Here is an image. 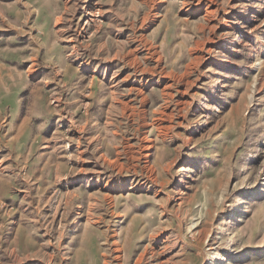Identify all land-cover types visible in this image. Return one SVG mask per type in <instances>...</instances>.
Wrapping results in <instances>:
<instances>
[{
  "label": "rangeland",
  "instance_id": "rangeland-1",
  "mask_svg": "<svg viewBox=\"0 0 264 264\" xmlns=\"http://www.w3.org/2000/svg\"><path fill=\"white\" fill-rule=\"evenodd\" d=\"M0 264H264V0H0Z\"/></svg>",
  "mask_w": 264,
  "mask_h": 264
}]
</instances>
